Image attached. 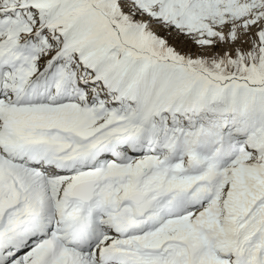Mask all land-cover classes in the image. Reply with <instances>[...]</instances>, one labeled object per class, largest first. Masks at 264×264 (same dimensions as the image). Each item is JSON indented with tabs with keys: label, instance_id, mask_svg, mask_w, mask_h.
<instances>
[{
	"label": "snow or ice",
	"instance_id": "1",
	"mask_svg": "<svg viewBox=\"0 0 264 264\" xmlns=\"http://www.w3.org/2000/svg\"><path fill=\"white\" fill-rule=\"evenodd\" d=\"M0 264H264V0H0Z\"/></svg>",
	"mask_w": 264,
	"mask_h": 264
}]
</instances>
